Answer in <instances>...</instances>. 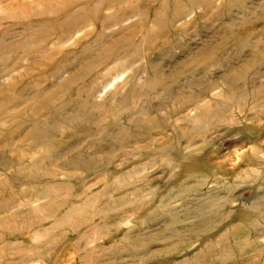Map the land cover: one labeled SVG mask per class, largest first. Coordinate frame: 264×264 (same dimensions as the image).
I'll return each instance as SVG.
<instances>
[{
  "label": "rangeland",
  "instance_id": "obj_1",
  "mask_svg": "<svg viewBox=\"0 0 264 264\" xmlns=\"http://www.w3.org/2000/svg\"><path fill=\"white\" fill-rule=\"evenodd\" d=\"M0 264H264V0H0Z\"/></svg>",
  "mask_w": 264,
  "mask_h": 264
}]
</instances>
